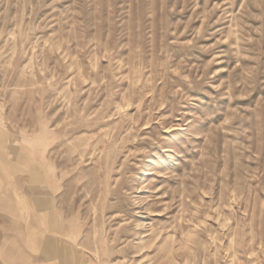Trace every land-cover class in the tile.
<instances>
[{
  "label": "rangeland",
  "instance_id": "obj_1",
  "mask_svg": "<svg viewBox=\"0 0 264 264\" xmlns=\"http://www.w3.org/2000/svg\"><path fill=\"white\" fill-rule=\"evenodd\" d=\"M54 197L72 264H264V0H0V264Z\"/></svg>",
  "mask_w": 264,
  "mask_h": 264
},
{
  "label": "bare ground",
  "instance_id": "obj_2",
  "mask_svg": "<svg viewBox=\"0 0 264 264\" xmlns=\"http://www.w3.org/2000/svg\"><path fill=\"white\" fill-rule=\"evenodd\" d=\"M55 186L58 188L59 184L56 183ZM48 204V201L45 200H35V205L40 209L48 207ZM55 204L56 197L51 199L50 205L57 217L55 216L51 221L47 220L46 228L39 229V234L33 231L28 234L27 244L33 251L40 250L41 254L52 264L57 262L58 264H72L73 259H75L76 245L81 235L82 226L78 222V218L71 221L59 219L58 216L61 218L62 211ZM43 224L45 223L43 222ZM65 228H67V231H64Z\"/></svg>",
  "mask_w": 264,
  "mask_h": 264
}]
</instances>
